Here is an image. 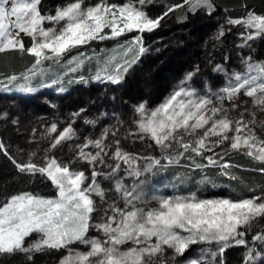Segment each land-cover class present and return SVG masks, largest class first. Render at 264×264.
Masks as SVG:
<instances>
[{"label": "snow or ice", "instance_id": "1", "mask_svg": "<svg viewBox=\"0 0 264 264\" xmlns=\"http://www.w3.org/2000/svg\"><path fill=\"white\" fill-rule=\"evenodd\" d=\"M149 2L126 0L115 4L97 0L86 6L85 0H70L56 7L54 14H42L41 0H0V53L15 50L34 58L25 73L0 80V91L33 93L36 89L31 82L45 74L46 61L59 64L72 49L92 41L116 39L133 31L152 32L163 17L153 19L143 10ZM185 5L193 14L199 10L211 14L215 10L212 0H183V5H174L168 11ZM226 23L245 29L240 33L243 41L240 47L264 36V15L249 12L246 17L229 18ZM21 33L30 38V46L25 47ZM224 34L222 27L217 38ZM122 47L125 57L134 49L136 58L147 51L141 35ZM92 58L81 52L67 66L74 72ZM115 61L116 57H111L104 68L98 69L95 79L120 83L121 73L127 72L135 58L123 63ZM113 62L115 67L109 70ZM243 64L245 71L232 73L225 86L215 93L209 89V94L200 95L181 86L153 109H148L146 103L135 106L134 129L127 130L123 139H131L133 143L151 141L149 146L159 149L158 157L127 151L118 137V127L104 129L98 138L73 145L74 159L68 163L58 159L53 151L77 139L72 123L61 129L53 122L44 130L41 139L48 140L49 145L42 150L39 163L34 159L41 151L39 148L30 152L26 161L18 162L8 156L0 142V150H4L19 173L33 177L39 174L56 190L52 197L20 192L0 199V254H24L31 260L34 253L63 250L66 254L59 264H173L192 245L215 244V251H205L213 260L220 257V264L225 250L234 246L246 249L244 264H252L257 257L264 256V229L252 235L251 243L245 238L264 220V196L198 199L194 194L163 196L145 191L147 175L179 164L188 153L192 154L188 157L191 168L218 166L223 175L228 174L226 169L230 165L215 158L218 147L226 146L225 154L243 152L264 165V139L256 135V113H249L250 120L244 119L245 113L239 119L228 115L237 107L241 93L252 99L254 107L264 111V63L249 58ZM215 70L224 71L220 65ZM225 101L231 103V109L225 107ZM79 115L80 112L73 113L75 117ZM260 126L264 128V121ZM197 157L207 163L197 162ZM80 162L91 166L89 175L74 166ZM98 178L106 181L108 187L102 186ZM126 178L133 182L126 183ZM153 202L155 207L151 206ZM92 230L97 235L91 236ZM74 245H83L87 250H76ZM186 264L206 262L192 258Z\"/></svg>", "mask_w": 264, "mask_h": 264}, {"label": "rangeland", "instance_id": "2", "mask_svg": "<svg viewBox=\"0 0 264 264\" xmlns=\"http://www.w3.org/2000/svg\"><path fill=\"white\" fill-rule=\"evenodd\" d=\"M68 2H70V0H41V12L42 14H54L56 7L63 6ZM96 2L97 0H85V5L95 4ZM124 2H126V0H109V3L115 4H122ZM159 4L162 5L164 12L157 16L163 17L157 28L174 27L180 22L185 21L188 13H191L188 11L186 5L175 8L170 12L168 11L169 7L183 5V0H150V2L144 6L143 10L151 17L147 7ZM165 12L168 13L166 16H164ZM157 17L151 18L155 19ZM228 19L229 18L226 17L216 18L213 27L208 31L204 30L199 36L198 34L190 35L194 37L193 40H196V42L200 38L202 39V42L205 43H207L208 40L217 42L222 38H217L218 32L222 27L224 28L225 34L237 30L239 38L234 47L233 53H226L223 60L220 61L209 60L208 72H206L199 61L189 63L187 66H183L179 69L177 63H170V65H172L170 69L162 68V70L159 71V77L151 81L150 86L152 87L154 84V88H152L155 89V91H152V88L150 87V89H143V87H140L142 90L141 97L135 101L128 99L129 95L134 94L132 90L134 89V83L137 80L134 70L139 68V70L142 71L141 67L145 64L147 59L154 58L159 54H162V52H166L170 45L178 48L174 45V43L177 42V34L172 33L150 38L148 35H145L149 32L141 34L133 31L118 37L121 39L117 41V43H113L111 47L98 48L97 52L91 51V48L96 49L94 46L90 45L91 42L86 49L83 48V46L72 49L75 51L71 50V53L65 55L61 63L57 64L52 62L53 65L45 67V74L43 76H39L32 80L31 86L36 89L35 92L24 93L15 90L11 92L0 91V142H3L5 145L8 155L16 159L18 162L26 161L28 154L39 148L41 151L38 153L37 157L34 158L35 162L39 163L40 158L43 155L42 150L49 145L48 140L41 139V134L44 133V130L53 122L58 123L61 129L64 126H67L68 123H72L73 128L77 132V139L70 142L62 149L57 148L53 151V154L58 159L62 160L64 163H68L70 159H74L73 145L82 144L86 139L98 138L104 129H115L118 127V137L121 138V143L125 146L127 151L144 156L158 157L160 155L159 149L154 145L150 147L149 144L152 143L151 141L145 140L144 142H141L136 140V142L133 143L131 139H123L127 130L134 129L132 121L135 118V106L140 103H146L148 109H153L163 103L174 90H177L181 86L188 89H194L200 95L209 94V89L212 93H215L225 86L232 73L245 71L243 61L251 58L252 62L264 63V58L258 56V52L253 47L254 42L259 37L249 41L247 46L240 47L243 43L240 33L244 32L245 29L241 26L228 25L226 23ZM45 26L48 25L46 24ZM136 35L142 36L143 47L147 49V51L143 54H139L138 58H136L137 52L134 49L133 52L125 57L124 48L122 46H126L127 42L131 41ZM196 36L198 37L195 38ZM21 37L24 40L25 47L30 46V38L24 36L23 33H21ZM189 39L191 41L192 37ZM181 45L185 46L186 44L182 43ZM102 49L103 51H101ZM81 52L93 58L91 60H86L83 66L79 67L77 71H70L67 66L68 61L73 56H78ZM113 56L116 57L115 62L123 63L125 59L131 61L135 58V63L131 64L127 72L121 73L122 79L118 84L104 79H95L98 69L104 68L106 62H108ZM115 62L109 65V70L115 67ZM48 63L51 62L46 61L44 66L48 65ZM92 64H96V70L87 72L90 69L86 67ZM217 65H220L224 71H216L215 69L217 68ZM72 67H75V65ZM189 73L192 74L190 78H188ZM53 80H56L57 83L53 84ZM18 82L22 83L23 81ZM61 89H63V91H61ZM123 93L126 95L122 99L123 107L125 106L128 110L126 116L122 113L123 110L118 107L121 99L119 97ZM32 97L36 99L39 106L35 105L36 103H30ZM213 99L215 98L213 97ZM236 104L237 107L231 109V103L225 101V107L231 109L228 113L229 117L239 119L240 114L245 113L244 119L250 120L252 117L249 113L255 112L257 121L255 126L256 135L260 137V139H264V128L260 126V122L264 121V111H261L258 107H254L252 99L246 97L243 93L239 95ZM77 112H80L79 117L73 116V113ZM85 120H95L96 123L86 124L84 122ZM13 121H15V123H13ZM119 121H122L123 124H119ZM3 132L5 133L4 138L1 137ZM6 133H8L11 138H9ZM112 139L113 138L110 135L108 141L111 142ZM225 148L226 146L218 147L215 150L218 154L215 158L220 163L230 165V167L226 169L228 173L225 175L226 179L217 175L209 174L210 169L218 170L221 169L220 167L208 166L202 169V173L199 177H196V180L192 183L191 181L193 179L191 173L188 171L189 169L193 170L194 168L190 167V160L188 157L192 154L188 153L180 159L179 164H173L166 169L160 168L153 174L147 175V186L145 191L149 195L155 191V194L163 196H189L194 194L198 199L229 198L240 200L252 198L254 196H264V188L258 192L256 191L253 195L244 197H237L229 189L230 182L227 180L243 182L244 174L242 172L246 169L243 166L234 164L230 160L231 156H235V154H245L239 151H231L225 154ZM205 155H212V153H206ZM197 158L198 162L202 164L207 163L206 159ZM74 166L78 170L85 171L86 175L90 174V165L80 162ZM98 170L101 169L98 168ZM218 175L220 174L218 173ZM143 178L144 177L141 179ZM98 179L101 180L102 186L108 187L106 181H103L102 178ZM48 182L50 183V181ZM125 182L131 184L133 181L131 178H126ZM182 184L186 185L187 188L184 189ZM55 194L56 190L54 188V194L52 195L54 196ZM52 195L44 197H51ZM151 206L155 207V202H153ZM105 207H107V205H105ZM263 226L260 227L259 224L255 225L253 230L249 232L245 238L251 243L252 235H255L257 231L263 229ZM90 235L94 236L97 235V233L95 230H92ZM73 247L79 251L87 250L83 245H74ZM207 249L215 251L216 245H192L184 256L178 258V261L173 262V264H186V261L192 258L203 259L206 264H220L221 258L217 257L213 260L208 251H205ZM65 254V251H60V256L54 264H59L60 259ZM170 254L171 253H169V255ZM222 260L224 261L223 257ZM252 264H264V256L257 257Z\"/></svg>", "mask_w": 264, "mask_h": 264}, {"label": "trees", "instance_id": "3", "mask_svg": "<svg viewBox=\"0 0 264 264\" xmlns=\"http://www.w3.org/2000/svg\"><path fill=\"white\" fill-rule=\"evenodd\" d=\"M212 3L215 10L211 14H208L205 10H199L194 14L188 13L186 20L180 22L174 27L157 28L148 34H145L150 38H154L175 33L177 34V42H175L174 45H176L178 48L170 45L166 52H162V54H159L154 58L147 59L145 64H143L141 67L142 71L139 70V68L134 70L137 80L134 83V89L132 90L134 94L129 95L128 99L133 101L138 100L142 93L140 87H143V89L152 88L154 84L151 87V81L159 77V71H161L162 68L170 69L172 66L170 63H177L179 69L183 66H187L189 63L199 61L206 72H208L209 60L220 61L223 60L226 53H233L234 47L239 38L237 30L225 34L217 42L208 40V42L205 43L202 42L201 38L196 42V40H193L194 37L191 36L196 34L199 36L204 30L208 31L211 29L216 18L226 17L237 19L246 17L249 12H254L257 15H264V0H212ZM147 9L149 10L151 17H157L164 12L161 4L156 6H148ZM190 37H192L191 41L189 39ZM120 39L121 38L106 39L104 41L91 42L90 45L96 48H91V51L97 52L98 48L101 49L111 47L113 43H117V41ZM182 43H185L186 45L183 46L181 45ZM87 46L89 45H85L83 48L86 49ZM253 47L258 52V56L264 58V36L259 37L254 42ZM33 60L34 58L26 52L21 53L20 51L13 50L0 53V79L12 74L20 76V74L25 73L26 70L31 67ZM51 65H53L52 62L48 63V65L44 66V68ZM86 68L90 69L87 72L94 71L96 70V64L88 65ZM153 88L152 91H155ZM125 96L126 95L124 93L120 95L119 98L121 99L119 101L120 105H118V107L123 110L122 113L126 116L128 110L125 108V106L123 107L122 103V99ZM31 102L34 104L36 103L35 105L39 106V103L37 104L36 99L33 97L32 100H30V103ZM6 134L8 135V133ZM1 137H5L4 132L3 135L1 134ZM9 138L11 137L9 136ZM8 156L4 155V150H0V199L18 194L20 192H30L41 196H49L54 194V188L48 181L44 180L40 175L33 177L27 174L19 173L12 164L11 160L8 159ZM196 159L198 162V158ZM230 160L234 164L246 168L242 172L244 174L243 182L227 180L230 182L229 189L234 193V195L237 197H244L253 195L256 193V191L258 192L263 190L264 171H261V169L264 168V165L243 154H235V156H231ZM189 162L191 163V161ZM188 172L191 173V177L193 179L191 182L193 183V181L196 180V177H199V175L202 173V169H189ZM221 172V169H210L209 174L217 175L223 179H226L225 175L221 174ZM218 173L220 175H218ZM184 184H182V187L186 189L187 186ZM257 224H259L260 227L263 226L264 220H261ZM256 247L257 250L261 248L259 243H257ZM245 251L246 249L242 246H234L226 249L223 253V264H244L243 254ZM59 256L60 251L58 252L55 250L44 253H34L31 260H28L24 254H0V264H54Z\"/></svg>", "mask_w": 264, "mask_h": 264}]
</instances>
